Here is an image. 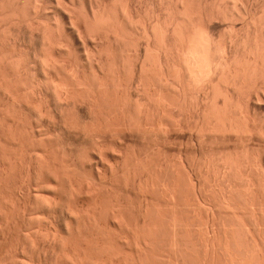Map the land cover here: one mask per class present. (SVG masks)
Segmentation results:
<instances>
[{
	"label": "bare ground",
	"instance_id": "6f19581e",
	"mask_svg": "<svg viewBox=\"0 0 264 264\" xmlns=\"http://www.w3.org/2000/svg\"><path fill=\"white\" fill-rule=\"evenodd\" d=\"M255 1L256 0H254V2ZM67 2H69L71 6L70 4L68 6V3L66 4V0H0V86L2 87V90L4 87L5 91L10 92L11 95H13L14 99L15 97H17L16 101L21 98L20 100H22V103L27 104L30 102L29 105L32 107L34 106V108L38 110V111L36 110L38 113L40 112L43 115L45 114L48 119L51 118L49 121L55 120L54 122L51 121L52 124L58 121L60 124L64 126L63 127L64 129L70 128V130L72 129V132L74 129L75 132H78L79 129L80 130L83 129L81 131L87 134L86 132L88 131L90 132V130L92 132L95 131L94 128L95 129L100 128L98 129V131L106 130L107 132H109L110 130V132L112 131H115V133L118 132L120 134L119 139L120 138L122 139L123 137H121V135L124 133L123 134L124 136L128 131L130 133L131 131L133 133L136 132V134L138 133L139 136L141 134L143 137V134L145 136L146 133L159 132V131L163 132V130H166L167 127H171L173 129H176L178 127L180 129L179 132L181 130L183 131L184 130L183 128H185L186 130L188 129H191L193 131L195 130L200 136L205 135L206 132H207L206 134H210V132L211 133L216 132L218 134H220L219 132H221V134L222 132L224 134L225 132L226 134H229L228 132H230L231 134L232 133L248 134V132L253 133L257 130L254 119L255 116L257 118L256 111L260 108L261 103L263 104L264 102V20H263L264 18L260 19L258 14L259 12H256V10H254L253 4L256 3H254L253 0H157V1L155 0V2L151 0L152 6L149 8V10L147 9L148 12L145 14V16L147 15L146 16L147 18L145 17L146 19H144L143 16H141V12H140L141 10H138L134 6L135 4L132 5L133 3H131V0H68ZM49 3H51L49 6L50 8H48ZM52 3L56 4L55 5L56 7L52 5ZM156 3L160 5L158 4L156 5ZM51 5L52 7L54 6L53 10L57 8L54 11L56 12V14L54 13L55 14L54 15L52 13L54 16L51 13H50L51 15L47 14L50 12L47 9H51ZM79 6L81 10L78 8ZM263 8H264V2H263ZM262 14L264 16V11ZM217 19L221 21H227L231 25L230 30H228V32L226 31L224 34L221 33L222 36L220 35V37L218 35V38H220V40L218 39V41L217 38H215L217 34L214 33L216 29H213L211 27L213 26L212 25L213 21L214 20L217 21ZM237 22L241 23L240 26H242L241 27L242 29L241 30L239 29L240 32L237 30V28H236L237 31L235 30ZM79 42H83V44H85L84 49L87 47L86 46L88 45L87 43L93 44L92 48L90 45H88L90 46L88 47L90 49L86 48L88 49V53L85 50L86 51L85 54H87L88 57L85 58H87L86 60L88 61L90 66L87 69L91 68L89 69L91 71L89 72L90 74H88V70L82 66L81 60L79 61V59L83 57V56L80 57L79 56L80 54H78L80 46L79 44L76 43ZM77 45L79 48L78 51H77ZM83 63H85V61ZM79 65L82 67H80ZM84 71H87V73ZM22 98L27 99L28 102L27 101L25 102V100H23ZM20 100L18 101L21 102ZM1 103H3V101ZM2 109L0 110L2 111ZM14 120L12 122H14ZM18 123H20L19 120ZM57 124L58 123H56V125ZM3 125H5L6 128H4L5 126H3L2 128V125H0V133L5 137V139L11 142V145L13 144L12 147L16 148V147L25 146L26 142L25 144L23 143L26 140L24 136L25 134L23 136L20 134V133H24L22 132L23 130H21L20 128L19 129L21 131L18 129H14L12 128L14 126L11 127V125L9 126V124L6 125L4 123ZM20 125H22V122ZM62 125H57L56 131H58V126L60 127ZM7 126H9L10 128ZM17 126L19 125L17 124L16 127ZM101 128L105 130H102ZM37 132H39V129ZM82 132L80 133V135L82 134ZM118 133H116V135ZM245 135L243 136L245 137ZM203 138L205 139L206 136L205 137L203 136ZM1 142L2 141H0V143ZM2 143L0 144L1 148L4 145V143L3 144ZM43 144L44 143H42V145ZM222 144H226V143H222ZM5 145L4 147H8L7 145L6 146ZM47 145L45 147H47ZM16 149L18 150V148ZM17 150L13 158L11 157L12 160L13 159L14 160L13 161L10 160L9 161L10 164L4 162L5 159H0V182H1L0 185H2V183L8 182L7 180L9 179L11 173L10 167L15 166L18 169H20L21 173L19 174L22 175L25 174L26 176L24 175V177L29 179L28 180L29 185L31 184L30 182L38 183L40 178L42 180L43 178H45L46 179L45 184L50 185L48 188L53 187L52 184L54 182L55 183L61 182V184L63 185L64 183L66 187L68 185V187L65 188L68 190L64 189L63 191L65 192L69 191L71 193V196L75 195L74 198L78 195V193H80V195L84 193L82 188L75 189L76 188L74 186L75 184L73 185L72 184L73 182H71L73 179H71L70 181V178L69 179L68 177L64 178L63 175H62L63 177L62 179L61 173L58 171L59 168H56L54 165H52L49 162L50 160L46 161L44 160L45 158L38 160V158L37 159L32 158V156L31 158H28L29 155L25 157L24 152H23L24 154L23 153L20 154V152L18 151L19 152L18 153ZM45 154H47V150ZM0 155H1V151H0ZM1 156L3 157V154ZM227 158L229 159V157ZM18 159L20 161H18ZM236 161L235 162L228 160L227 162L224 161V163H222L223 165L220 164L219 166L220 169L217 168L218 174L216 176L219 179L218 182L220 181L222 182V186L220 185L219 188L220 190L213 189L214 190L213 192L215 194H218L217 192H219L222 199L225 198V200L226 198L230 199V197H232L233 195L235 196V194H242V196L244 195L243 198L245 197V195H247L246 196L247 199L246 197L244 199L246 201L248 200V197L250 198L249 201H251L250 202L252 205L251 208L255 206L256 210L258 209L261 210L262 209L261 207L264 206V178L262 179V177H260V174L257 173V171L259 170L256 171L252 168L253 166L252 163H251L252 166H250L251 164L250 165H248V163L244 164V162L241 163V161L239 163V159L237 161L238 163ZM218 162L219 161H217V163ZM123 164H127V162L126 163L123 162ZM27 165H30L29 168L27 167ZM183 166L184 165H182L179 168H182ZM119 167L121 166H117L116 168L112 167L111 172L113 174L114 173L117 174V172L118 174H120V171H118L120 169ZM150 167H152V165ZM146 168L147 167H145V169ZM184 168L186 167H183V170ZM169 169L171 168H168V166L166 165L164 166L163 164L159 167V169L157 170L155 169L156 171L152 170L153 172L146 170L145 171L142 170L140 172L135 169L136 171L134 172L132 171L134 173L132 174L133 178L132 176H130L131 174L130 175L128 174V177L130 176L131 177L130 179H132V181H135V184L136 182H138L139 184L138 189L140 188L141 191L142 189H144L145 193L147 192L153 194L156 193V195L163 194L166 195L167 198L168 196L169 197L172 196V198L173 197L178 198L181 196L180 193L181 194L187 193L193 198L194 196L195 198L198 196L204 197V194H206V192L203 191L204 188H202L201 184L199 183L200 181H198L197 177L195 176V173H192L191 171L190 173L188 172V174L187 173L183 174L184 173L183 172L182 174L177 175L175 174V172H173L175 170H169ZM121 170L123 169L121 168ZM235 171H237L240 176V179L238 180H240L239 183L241 184H239L240 186L237 185L239 186L240 189L237 188V186L233 181L234 178H237L234 177V174L236 175ZM184 175L186 177H184ZM178 178L180 179L183 178L182 181L183 180L185 181L186 179V182L189 179L188 184L191 183V186L189 185L188 186L189 188L187 187L188 190L187 189L185 190L186 188L185 186H187L188 184L182 182ZM121 179H122V175H121ZM179 181H181L182 183ZM208 183L206 182L207 185ZM32 184L34 185V183ZM135 184L134 186L136 187L137 185ZM181 184H186V185H181ZM25 185L22 184V187ZM203 186L206 187L204 183ZM210 186H212V184ZM62 187L64 188V185ZM146 188L148 189V191H146L147 190ZM207 190H208V186H207ZM88 191L91 192V194L88 193V195L90 194L93 196L94 193L92 192V190L88 189L86 192ZM182 191L184 192L186 191V192L184 193ZM55 193L57 192L55 191ZM191 194L194 196H192ZM50 196L51 195H49V197L45 199L43 206H45V209H48V211H50L48 213L54 214L58 211V208L59 209L61 208V205L58 203L59 201L57 202V199L54 200V198L56 197H53V194L51 196L53 198H51ZM153 196L155 197V195ZM216 197L218 196L216 195ZM3 198L4 197H2V199ZM22 198H24V196ZM219 200L222 201L220 198ZM230 200L233 199L231 198ZM19 202H17V204ZM1 204L2 202H0V212L3 211L2 212L4 213L3 219L5 218L4 221H6L7 224V222L8 221L10 222V220L12 219L10 218L7 219L6 213H8L10 217L11 212L10 214L9 211L4 212L6 210H4L5 208H3L4 206H2ZM28 205L26 202L19 203L18 206L16 205L17 209L19 210L18 212H20V210L22 211L24 210L23 213L21 212L20 213L21 215H19L21 217L23 216L22 219L23 218L26 219L27 215H28V219L32 217L31 216L32 212H30L32 210V209L30 210L32 206L29 208ZM5 206L8 207L6 204ZM67 206L69 207V211L67 210L68 211L66 213L67 215L66 216L63 215L62 218L64 217V220L66 219L65 221L63 220L64 221L63 224L65 223L64 225L66 226L65 229L67 231L66 233H68V236L65 237L62 236L59 238L58 235L57 237L52 235L55 238L54 241L52 240L53 246H51L50 248L53 249H51V251L48 250L50 252L48 253L49 255L47 254L48 257L46 256L47 252L44 253V255L42 256L41 251L43 246L39 242L40 239L37 240V237L33 234L34 231L32 232L30 228L31 226H29L28 228L24 225L27 228L26 233H28L27 237H25L26 238L25 242H27L29 249L32 248L34 253L39 254L38 257L39 260L34 261L33 257L32 259L30 258L31 256L29 258H26V254H25L24 255L25 257L18 256L17 258L16 256L17 259L12 262L13 264H109L108 258L110 256L107 258L108 260L107 259L105 260V258L104 259L100 258L101 253L103 252V250H105L104 249L105 241L103 240L104 238L102 237L101 239L103 241L102 244H104L102 249L101 247L102 244L99 245L101 242H99L98 244L97 240L96 241L94 240L96 243L94 245V241L91 240L92 236L91 238L86 237V235L89 234L87 232L90 231L88 228H93V229L95 228L98 230L105 229L102 228L104 227L103 225L100 226V224H103L101 223L102 219L100 220V222H99V218L96 220L95 213L97 214L98 210L96 212L92 211L91 213L90 211L86 212L83 210L82 208L83 206H80V204L77 202L76 199L75 201L73 200V202L71 201V203H69V205ZM106 206L107 205H105V207ZM42 208L44 210V207ZM62 208L60 210H63ZM248 211L250 212L251 210ZM2 213H0V216L2 215ZM149 213L151 212L145 210L143 216L140 214L143 220L142 221L143 228L142 230L140 229L142 232L139 233V238H140L139 241L136 240L135 238V240L138 241L136 242L137 244L135 243V245H137L136 246L137 255L136 256L134 255L135 257L131 258L132 259L131 262L132 263L134 262V264H157L158 263L157 261H161V259L163 260V262H165L163 264H166V262L168 264H189V263L190 264H264L263 216L255 217L256 218L255 222L251 224L248 223L249 225H245V224H242L243 226L241 225L242 228L245 225L243 229V232L245 231L243 238H245L246 241H248L251 244V247L248 246L244 247V248H250V250H252L250 251L245 249L247 252L244 251L245 253H247V256L250 253H252L251 256L249 255L251 257L250 258L251 260L249 259L250 260L249 263V260H244L245 258H247L246 256L244 259L242 258L244 257V254H242L243 256H240L239 254L240 252L241 253L243 252L241 250H238L240 249V245L238 246V243L240 241H237L236 239L239 237V235L237 237L236 234L238 233H236L235 231L239 230V228L238 229L236 228V230H233L234 228L233 229L225 228L224 232H222L221 230L222 227L220 230H217V227L220 225H217L216 223L217 220L215 221L216 218L213 220L211 219L212 222H210L211 221L210 219L208 220L205 229L207 231L205 234L204 232H201L202 230L200 231V230H195L193 227L191 228V226H193L192 225L193 223L190 225V227L189 226L187 227L188 224L184 226L185 224L181 223V220L179 218L173 220L174 222L172 223L174 225L173 224L170 225L168 223L170 225L169 226L170 228L168 227V230L166 229L167 227L165 228V226L162 227L161 225H159L161 226V228L160 227L157 228L158 225L157 226L155 225L156 227L153 226L154 228H149L150 224L153 223L150 222L154 220L152 219L151 221H149L151 217H153L151 215L150 217ZM263 213H261L260 211V214ZM107 215L108 214L103 216H107ZM112 217L116 219L119 218L118 215L116 217V213L115 214L113 213V215H111V218ZM190 217L191 216H189L188 219H190ZM36 218H38V216ZM195 219L196 218H194V220ZM32 220L30 222H32ZM112 220L114 219L112 218ZM157 220L154 221L157 222ZM140 221L139 222L136 221V222L141 223ZM36 222L39 223V221ZM97 222H99V224ZM28 223H26V225ZM138 223L137 225L140 226V224ZM158 223L160 222L158 221ZM84 225L86 226L88 225L87 226L88 231L84 229L86 228V226ZM42 229L43 228H41V230ZM82 230H85L84 233H82L83 232ZM146 230L148 232L147 234H146ZM161 230L163 232L165 231L164 234L162 233L163 235L167 236V234H169V237L172 238L170 239L172 241L167 242L170 243L167 244L169 245V247L164 244V247L165 246L168 247L166 248V251L164 253L159 254L162 255L163 258H160L162 256L159 255H158L159 257L153 256V255H157L155 254L157 251V250L155 251V247H157L155 246V244H157L156 243V241H158L157 236H159L158 233L160 234L162 232ZM120 231H122V229ZM85 232L87 234H85ZM94 232L96 233L97 230L95 231L93 230V233ZM95 233L92 239H94ZM45 234L48 235L47 233ZM81 234H85V237H83L84 235L81 236ZM90 234L93 235L92 232ZM99 234L96 235L98 238L100 237ZM69 236H71V238L73 236L74 237L77 236L78 238L75 237L77 239L74 238L75 241L78 240L80 236L86 239L84 240L83 238L79 239L78 242L80 243L81 240L82 243H80L81 245H79L78 243V245L76 244L77 245L76 246L74 241H72L73 239H69V241H67L68 238H70ZM101 236H103V232H101ZM97 237H95V239H98ZM17 238L19 239V237ZM43 238H45V235ZM64 238H66V240ZM87 238H90L89 241L91 240V242L93 243L91 242L88 243ZM193 238L197 239L195 240L197 241L196 242L197 245L196 243H194V241H192ZM243 238L242 241L245 242ZM223 240H225L224 242L227 244L226 247L228 248L226 249L225 252L222 251ZM84 241L86 242V244H84ZM108 241L109 240H107V242ZM128 241L125 242L127 243ZM21 243L23 244V242ZM126 243L124 244L126 245ZM249 243L246 244L245 242V245H248ZM90 244L94 245L93 248H98L99 246L101 247L97 249L101 251V252L99 251L100 254L99 255L96 254L97 257L99 256V259L98 258L96 259V257H91L92 246ZM152 244L155 247H151L153 246ZM125 245L124 248H126ZM229 246L232 247L229 248ZM17 248H15V250H18ZM23 248L25 249V251H27L26 249H28L27 247H23ZM23 248L22 250H24ZM229 249L230 250L233 249V250L230 252L228 251ZM150 250L154 252L152 253ZM104 253H106V251ZM134 253L136 254V252ZM126 255L125 256L128 257L130 254H127L126 252ZM102 256L104 257L105 255L103 254L101 255V257ZM113 257L116 258L115 256ZM120 257L124 260H127L126 257L124 258L122 256ZM120 257L116 259L120 261L121 260ZM152 257H155V260L153 259L154 261L152 260ZM93 258L95 259L93 260ZM158 258L159 260H156ZM181 258L182 260H180ZM149 259L150 262L152 263H149ZM124 260L122 261L123 264L125 263ZM8 261L9 260H7V262ZM129 261L130 259L126 261V263ZM111 262L114 263L113 261Z\"/></svg>",
	"mask_w": 264,
	"mask_h": 264
},
{
	"label": "rangeland",
	"instance_id": "374dc122",
	"mask_svg": "<svg viewBox=\"0 0 264 264\" xmlns=\"http://www.w3.org/2000/svg\"><path fill=\"white\" fill-rule=\"evenodd\" d=\"M68 0H66V4L68 3V6H69V2H67ZM133 1V2H132ZM146 1V2H145ZM152 1H154L155 2V0H152ZM157 1V0H156ZM137 2V3H136ZM153 2V3H154ZM253 2H254V0H253ZM259 2V3H258ZM263 2H264V0H256L254 3H256V4H253V6H254V10H256V12H259L258 14H259V17H260V19L262 18H264V16H263V11H264V8H263ZM131 3H133L132 5H134L138 10H141L140 12H141V16H143V18L144 19H146L147 17V15L145 16V14L148 12V10H149V8L152 6V2H151V0H131ZM139 3V4H138ZM149 3H150V5H149ZM50 4L51 3H49L48 4V8H50L49 6H50ZM155 4V3H154ZM158 3H156V5H157ZM52 5H56V4H53L52 3ZM52 5H51V9H47L48 11H50L49 13H47L48 15H51L52 13L54 14H56V12H54L57 8H55V10H53V8H54V6L52 7ZM139 5V6H138ZM141 5V6H140ZM158 5H160V4H158ZM256 5V6H255ZM70 6H71V4H70ZM147 6V7H146ZM56 7V6H55ZM154 7H155V5H154ZM260 7V8H259ZM79 9H80V6L78 7ZM141 8V9H140ZM262 8H263V10H262ZM148 9V10H147ZM81 10V9H80ZM258 10V11H257ZM51 11H53V12H51ZM79 11V10H78ZM143 11V12H142ZM146 11V12H145ZM81 12V11H80ZM145 12V13H144ZM51 13V14H50ZM52 14V15H53ZM54 14V15H55ZM261 14H262V17H261ZM53 15V16H54ZM52 16V17H53ZM146 17V18H145ZM264 20V19H263ZM263 20H261V21H263ZM227 21H221V20H218L217 19V21L216 20H214L213 21V23H212V25L213 26H211L213 29H216L215 30V34H217L216 36H215V38H217V41H218V39L220 40V38H218V35H219V37H220V35H221V33L222 34H224L226 31L228 32V30H230V23L229 22H227ZM237 25H236V27H235V30H236V28H237V30L239 31V29L241 30L242 28V26H240L241 25V23H239V22H237L236 23ZM236 30V31H237ZM240 32V31H239ZM222 36V35H221ZM39 44V43H38ZM76 44H79V46H80V49L78 48V45H77V51H78V49H79V52H78V54H80L79 56L81 57V56H83V57H81L80 59H79V61L81 60V64H82V66L85 68V69H87L88 67H90L89 66V63H88V61L86 60L88 57H87V54H85L86 53V51H87V53H88V49H90V48H88V47H90L91 46V48H92V43H87L88 45H90V46H88V45H86L87 47L86 48H88V49H84V46H85V44H83V42H79V43H76ZM132 46H133V43H132ZM83 47V48H82ZM86 50V51H85ZM83 54V55H82ZM85 54V55H84ZM85 57H87V58H85ZM79 58V57H78ZM82 59H84V60H82ZM85 61V63H83V62ZM86 61H87V63H86ZM80 64V63H79ZM80 64V65H81ZM79 65V66H80ZM82 66H80V67H82ZM84 68H82V69H84ZM81 69V68H80ZM89 69H91V68H89ZM89 69H87L88 70V74H90L89 72H91ZM84 72H86L87 73V71H84ZM5 89H4V87H3V90H2V87L0 86V109H2V111L0 110V125H2V128H3V126H5V125H3L4 123L6 124V125H8L9 124V126L11 125V127L12 126H14V127H12V128H14V129H18V130H23L22 132H24V133H20L22 136L24 135L25 136V138H26V140L23 142L24 144H25V142H26V144H25V146H23V147H16V148H18V150L15 148V147H12L13 146V144L11 145V142L10 141H8L7 139H5V137L0 133V141H2L3 143H4V145L6 144L8 147H4V145L2 146V148L0 149V151H1V155L3 154V157L0 155V159H5V161L4 162H6L7 164H10L9 163V161L11 160V161H13L12 160V158H13V156H14V154H15V152H16V150H17V152L19 151L20 152V154H22L23 152L25 153V157H27L28 155H29V157L28 158H31V156H32V158H38V160L39 159H44V160H46V161H49L52 165H54L56 168H59L58 169V171L61 173V178L63 179V177H62V175L64 176V178L66 177H68V179L70 178V181H71V179H73L71 182H73L72 184L76 187L75 189H83V191H84V193L83 192H81V193H83L82 195H80V193H78V195L74 198V196H71V193L69 192V194H68V192H65V191H63L65 188H67L68 187V185H67V187L65 186V184L63 183V185H64V188L62 187L63 185L61 184V182L60 183H53L52 184V186L53 187H50V188H48L50 185H48V184H45V178H43V180L41 179V181H40V179H39V182L38 183H36V182H30L31 184L32 183H34V185L32 184H30L29 185V183H28V180L29 179H27V178H25L24 177V175H22V174H19V173H21V171H20V169H18L17 167H13V166H11L10 167V177H9V179L7 180L8 182L5 184V183H2V185H0L1 187H2V190H1V187H0V192H2V193H0V202H2V206H4L3 208H5L4 210H6V211H4V212H7V211H9V214H10V212H11V214H10V217H9V215H8V213H6L7 214V219H12V220H10V222L8 221L7 222V224H6V221H4V219H3V214L4 213H2V212H0V213H2V215L0 216V222H2V223H0V264H13L12 262L13 261H15L17 258H18V256H20V257H25L24 255L26 254V258H29L30 256V258L32 259V257H33V259H34V261H38L39 260V254H37V253H34V251L32 250V248H30L29 249V247H28V244H27V242H25L26 240V238L25 237H27V235H28V233H26L27 231H26V227H28L29 228V226H31L30 228H31V230H32V232H33V234L37 237V240L38 239H40L39 240V242L41 243V245L43 246L42 247V256L44 255V253H46V256H47V254L48 253H50L49 251H51V249H53V248H50L51 246H53L52 244H53V242H52V240L54 241V238L55 237H57V235H58V237L60 238V237H65V236H68V233H66L67 231H66V229H65V223L63 224V222L66 220H64V217L62 218V216L64 215V216H66L67 214V212L69 211V207L67 206V205H69V203H71V201L73 202V200L75 201V199L77 200V202L80 204V206H83L82 208H83V210L84 211H86V212H89L90 211V213L92 212V211H97V214L95 213V217H96V220L99 218V222H100V220H101V223H103V224H100V226H104V227H102V228H105L104 230H98V229H93V228H88L86 225H84V226H86V228H84L83 226V228L84 229H86V231H88V229L92 232V234L93 235H91L90 233V231H88L87 233H89V234H87L86 232H85V234H87L86 235V237H90L91 238V236H92V238H93V236H94V233H93V230L95 231V230H97V232L95 233V237H97L96 235H98L99 233V238L98 239H95V237H94V239H92L91 238V240L92 241H96L97 240V243L99 244V242H101L99 245H101L102 243H103V241L101 240L102 239V237L104 238L103 240L105 241L104 243H105V246H104V244H102V249H103V246H104V249L105 250H103V254L105 255L104 257L102 256L101 257V255H103L102 253H101V255H100V258H105V260L108 258L109 259V264H118V263H121V264H123V260L124 259H122L120 256H122L123 258L124 257H126L127 255H126V252H127V254H130L128 257H126V259L127 260H124V262L126 263V261H128L129 259H130V261L129 262H127L126 264H131L132 262H131V258L133 257H135L136 255H137V249H136V246L137 245H135V243L136 242H138L139 241V233L140 232H142L141 230H142V216L144 215V212H145V210L146 211H150L151 213H149V216L151 215V216H153V217H151V219H150V217H149V221H151L152 219H154V220H157L158 218V220H157V222L156 221H154V220H152L150 223H152V224H150V227L149 228H154V227H156L157 225V228L158 227H160L161 228V226L162 227H164L165 226V228L168 230V227L170 226V225H172L173 223L172 222H174L173 220H175V219H177V218H179L180 220H181V223H183V224H185L184 226H186L187 224V227L189 226L190 227V225L192 224L193 226H191V228L193 227L195 230H202L201 232H204V234L206 233V231L207 230H205L206 229V224H207V222H208V220L210 219H215V221H216V223H217V225H220V226H218L217 227V230H220L221 229V227H222V232H224L225 231V228H231V229H233V230H236V228L238 229L239 228V230H237V231H235L236 233H238V234H236L237 235V237H238V235H239V237L238 238H236L237 239V241H240L239 243H238V246L240 245V249H238V250H241V251H243L242 253L240 252L239 254H240V256H243L242 254H244V257H242L243 259L245 258V256L247 257V258H245L244 260H249L251 257V254L252 253H250L248 256H247V253H245V252H247L246 250H250V248H244V247H251V244L248 242V241H246V239L245 238H243V236H244V234H245V231L243 232V229H244V227H245V225H249L248 223H253V222H255V217H258V216H263V218H264V206L263 207H261L260 209L261 210H256V207L255 206H253V208H251L252 207V205H251V201H249L250 200V198L248 197V200H246L245 201V197L247 196V195H245V197L243 198V196H242V194H235V196L233 195L232 197H230V199L232 198L233 200H230L229 198H226V200H225V198H223L222 199V197H221V195L219 194V192H217L218 194H215L213 191V189H216V190H220L219 188H220V185L222 186V182L220 181V182H218V178H217V174H218V169L217 168H219L220 169V164H222V163H224V161L225 162H227V160L228 161H238V159H239V163H240V161H241V163H243L244 162V164L246 163H248V165H250L251 163L253 164V166H252V164L250 165V166H252V168L254 169V170H259V171H257V173H259L260 174V177H262V179L264 178V102H263V104L261 103V105H260V108L256 111V114H257V118H256V116H255V125H256V128H257V130L255 131V132H248V134L247 133H230V132H228L229 134H226V132H225V134L222 132V134H221V132H219L220 134H218V133H216V132H214V133H211L210 132V134H206L205 133V135H199L198 133H197V131H193V130H191V129H188V130H186L185 128H183L184 130L182 131H180L179 132V128L177 127L176 129H173V128H171V127H167V129H168V131H167V129L166 130H163V132L162 131H159V132H150V133H146L145 134V136H144V134H143V137H142V135L140 134V136H139V134L137 133L136 134V132H132L131 131V133L129 134L128 132H126V134L123 136V134L121 135V137H123L122 139L120 138L119 139V133L118 132H116V133H118L117 135H116V133H115V131H112V132H110V130H109V132H107L105 129H102V130H105V131H98V129H100V128H97V129H95L94 128V130L95 131H91L90 130V132L88 131V132H86L87 134H89V135H91V136H89V135H87V134H85L84 132H82L81 130H83V129H79V131L78 132H75L74 130H73V132H72V129L70 130V128L69 129H64L63 127V125L62 124H60L58 121H56V123H58L57 125H62V126H58V131H56L57 130V125H56V123H54V124H52L51 123V121H53V120H51V121H49L50 119H48L47 118V116L45 115H43V114H41L40 112L38 113L37 111V109L36 108H34V106L32 107V106H30L29 105V103H22V100H20V99H18V100H20L21 102H19L18 100L16 101V99H17V97H15V99L13 98V95H11V93L10 92H8V91H5ZM11 95V96H10ZM23 99V98H22ZM23 100H25V102L27 101V99H23ZM3 101V103H1ZM24 102V101H23ZM28 102V101H27ZM27 105V106H25V105ZM7 105V106H6ZM31 105H32V103H31ZM17 106V107H16ZM30 106V107H29ZM6 107V108H5ZM12 107V108H11ZM29 107V108H28ZM8 108H10V109H8ZM31 108V109H30ZM4 110H5V112H4ZM9 110V111H8ZM37 110V111H36ZM8 111V112H7ZM259 111V112H258ZM2 112V113H1ZM5 114H4V113ZM6 112H7V114H6ZM34 113V114H33ZM38 113V114H37ZM14 114V115H13ZM262 114V115H261ZM3 115H4V117H3ZM10 115V116H9ZM42 115V116H41ZM15 116V117H14ZM18 116V117H17ZM263 118H262V117ZM8 118V119H6V118ZM12 117V118H11ZM14 117V118H13ZM17 117V118H16ZM39 117V118H38ZM45 117V118H44ZM22 118V119H21ZM6 119V120H5ZM15 119V120H14ZM256 119H257V121H256ZM11 120V121H10ZM14 120V122H12ZM18 120H19V122L20 123H18ZM261 122H260V121ZM5 121V122H4ZM9 121V122H8ZM55 121V120H54ZM53 121V122H54ZM21 122H22V125H20L21 124ZM49 122V123H48ZM8 123V124H7ZM15 123V124H14ZM261 125H260V124ZM19 125V126H17L16 127V125ZM36 124V125H35ZM54 125V126H53ZM9 126H7V127H9ZM23 126V127H22ZM24 126H25V128H24ZM41 126V127H40ZM260 126V127H259ZM262 126V127H261ZM259 127V128H258ZM4 128H6V126L4 127ZM10 128V127H9ZM20 128V129H19ZM61 128H63V129H60ZM26 129V130H25ZM34 129V130H33ZM38 129H39V132H37L38 131ZM93 129V128H92ZM170 129V130H169ZM182 129V128H181ZM260 129V130H259ZM20 130V131H21ZM31 130H32V132H31ZM60 130V131H59ZM70 130V131H69ZM87 130V129H86ZM85 130V131H86ZM89 130V129H88ZM97 130V131H96ZM172 130V131H171ZM177 130V131H176ZM262 130H263V132H262ZM27 131V132H26ZM41 131H43V132H41ZM61 131H63V132H61ZM77 131V130H76ZM166 133H165V132ZM26 132V133H25ZM82 132V134L80 135V133ZM104 132V133H103ZM115 134H114V133ZM162 132V133H161ZM192 134H191V133ZM34 133H35V135H34ZM40 133V134H39ZM109 133V134H108ZM159 133V134H158ZM168 133V134H167ZM171 133V134H170ZM184 133V134H183ZM186 133V134H185ZM251 135H250V134ZM27 134H28V136H27ZM100 134V135H99ZM107 134V135H106ZM113 134V135H112ZM129 134V135H128ZM150 136H149V135ZM162 134V135H161ZM204 134V133H203ZM234 134H236V135H234ZM246 134V135H245ZM262 134V135H261ZM34 135V136H33ZM64 135V136H63ZM94 135V136H93ZM115 135V136H114ZM129 137H128V136ZM153 135V136H152ZM155 135H157V136H155ZM240 135V136H239ZM243 135H245V137L243 136ZM38 136V137H37ZM49 136V137H48ZM114 136V137H113ZM153 138H152V137ZM171 136V137H170ZM198 136V137H197ZM203 136L205 137L206 136V138L204 139L203 138ZM223 136V137H222ZM232 136V137H231ZM238 136V137H237ZM250 138H249V137ZM127 139H126V138ZM137 137V138H136ZM147 137V138H146ZM221 137V138H220ZM227 137V138H226ZM231 137V138H230ZM37 138V139H36ZM43 138V139H42ZM52 138V139H51ZM55 138V139H54ZM92 138H93V140H92ZM105 138V139H104ZM203 138V139H202ZM242 138V139H241ZM247 139V140H245V139ZM32 139V140H31ZM117 139V140H116ZM126 139V140H125ZM234 139V140H233ZM251 139V140H250ZM7 142H6V141ZM41 140V141H40ZM43 140V141H42ZM150 140V141H149ZM5 141V142H4ZM28 141V142H27ZM34 141H36V142H34ZM40 141V142H39ZM99 141V142H98ZM122 141H123V144H122ZM168 141V142H167ZM1 142V143H2ZM32 142V143H31ZM34 142V143H33ZM51 142V143H50ZM54 142V143H53ZM121 142V143H120ZM126 142V143H125ZM221 142V143H220ZM0 143V144H1ZM2 143V144H3ZM37 143H40V144H36ZM42 143H44L43 145H42ZM204 143V144H203ZM222 143H226V144H222ZM23 144V145H24ZM29 144V145H28ZM30 144H32V145H30ZM48 144V145H47ZM51 144V145H50ZM96 144V145H95ZM167 144V145H166ZM177 144V145H176ZM211 144H212V146H211ZM231 144V145H230ZM5 145V146H6ZM41 145V146H40ZM47 145V147H45ZM188 145V146H187ZM227 145V146H226ZM244 145V146H243ZM1 146V145H0ZM44 146V147H43ZM84 146V147H83ZM108 146V147H107ZM116 148H115V147ZM41 149H40V148ZM50 147V148H49ZM8 149V150H7ZM37 149V150H36ZM110 149V150H109ZM43 150V151H42ZM46 150H47V154H45L46 153ZM100 150V151H99ZM111 150H112V152H111ZM116 150V151H115ZM13 151V152H12ZM31 151V152H30ZM18 152V153H19ZM98 154H100V155H98ZM103 152V153H102ZM23 153V154H24ZM49 153V154H48ZM121 153V154H120ZM129 153V154H128ZM104 155V157H103V155ZM132 154V155H131ZM135 154V155H134ZM7 155V156H6ZM9 155V156H8ZM40 155V156H39ZM46 155V156H45ZM185 155V156H184ZM34 156V157H33ZM37 156V157H36ZM45 156V157H44ZM232 156H233V158H232ZM243 156V157H242ZM248 156V157H247ZM252 156V157H251ZM12 157V158H11ZM42 157V158H41ZM49 157V158H48ZM51 157H52V159H51ZM56 157V158H55ZM129 157V158H128ZM195 157V158H194ZM227 157H229V159L227 158ZM8 160H7V159ZM18 158H19V156H18ZM93 158V159H92ZM96 158V159H95ZM159 158H160V160H159ZM221 158V159H220ZM223 158V159H222ZM238 158V159H237ZM243 158V159H242ZM36 159H34V160H36ZM123 159H125V160H123ZM128 161H127V160ZM135 159V160H134ZM167 159V160H166ZM186 159V160H185ZM214 159V160H213ZM92 160H94V161H92ZM97 160V161H96ZM121 160V161H120ZM151 160V161H150ZM166 162H165V161ZM184 160V161H183ZM222 160V161H221ZM224 160V161H223ZM254 160H255V162H254ZM18 161H20L19 159H18ZM100 161V162H99ZM104 161V162H103ZM217 161H219L218 163H217ZM236 161V162H237ZM53 162V163H52ZM119 164H118V163ZM123 162H127V164H123ZM161 162H162V164L165 166H168V168H171V169H169V170H175V171H173V172H175V174H182L183 172V174H185V173H187L188 174V172L190 173L191 171H192V173H195V176L197 177V179H198V181H200L199 183L201 184V186H202V188H204L203 189V191H205L206 192V194H204V197L203 196H201V197H203V198H201V197H196L195 198V196L194 195H192V196H194V198L193 197H191L190 195H188L187 193V195L186 194H181L180 193V197H178V198H176V197H173L172 198V196H168V198H167V196L166 195H156V193H145V191H144V189H142V191L140 190V188L138 189V182H136V184H135V181H132V179H130L131 177L130 176H132V178H133V175L132 174H134L133 172L134 171H151V172H153L155 169L157 170V169H159V167L162 165L161 164ZM206 162V163H205ZM72 163V164H71ZM105 163V164H104ZM108 163V164H107ZM150 163H151V165H152V167H150L151 165H150ZM168 163V164H167ZM169 163H170V165H169ZM238 163V162H237ZM258 163V164H257ZM60 164V165H59ZM112 164V165H111ZM114 164V165H113ZM115 164H117V165H115ZM130 164V165H129ZM156 164H158V165H156ZM210 164V165H209ZM256 164V165H255ZM57 165V166H56ZM76 165V166H75ZM125 165V166H124ZM128 165V166H127ZM154 165V166H153ZM173 165V166H172ZM174 165H175V167H174ZM182 165H184L183 167H186V168H184V170H183V167L182 168H179V167H181ZM194 165V166H193ZM205 165V166H204ZM223 165V164H222ZM221 165V166H222ZM254 165H255V168H254ZM29 166L30 165H27V167L29 168ZM110 166V167H109ZM117 166H121V167H119L120 169L118 170V171H120V174H118V172H117V174H113L112 172H111V168L113 167V168H116ZM122 166H124V167H122ZM147 167L146 169H145V167ZM156 166V167H155ZM200 166V167H199ZM125 167H127V168H125ZM129 167V168H128ZM155 167V168H154ZM177 167H178V169H177ZM208 167H209V169H208ZM121 168L123 169V170H121ZM131 168V169H130ZM144 168V169H143ZM151 168V169H150ZM174 168H176V169H174ZM197 168V169H196ZM214 170H212V169ZM15 169V170H14ZM126 169V170H125ZM133 169V170H132ZM136 169V170H135ZM149 169V170H148ZM183 171H182V170ZM207 169V170H206ZM210 169H211V171H210ZM153 170V171H152ZM155 170V171H156ZM197 171V173H196V171ZM20 171V172H19ZM42 171V170H41ZM128 171H130V172H128ZM133 171V172H132ZM180 171V172H179ZM199 171V172H198ZM14 172V173H13ZM43 172H44V170H43ZM171 172V171H170ZM179 172V173H178ZM200 172H201V174H200ZM207 172H208V174H207ZM210 172V173H209ZM217 172V173H216ZM236 172V175L234 174V177H237V178H234V183H235V185L237 186V185H239V184H241V183H239L240 182V180H238V179H240V176H239V174H238V172L237 171H235ZM69 173V174H68ZM205 173V174H204ZM261 173H262V175H261ZM65 174H67V175H65ZM78 174V175H77ZM128 174L130 175L129 177H128ZM210 174V175H209ZM214 174H215V176H214ZM22 175V176H21ZM121 175H122V179H121ZM126 175V176H125ZM204 175V176H203ZM212 175V176H211ZM26 176V175H25ZM80 176V177H79ZM92 176V177H91ZM113 176H114V178H113ZM124 176V177H123ZM199 176H201V177H199ZM209 179H207L206 177ZM239 176V177H238ZM111 177V178H110ZM119 177V178H118ZM126 177H127V179L129 180H127L126 179ZM181 177V176H180ZM184 177H186L185 175H184ZM203 177V178H202ZM21 178H23V179H21ZM25 178V179H24ZM80 178V179H79ZM101 178V179H100ZM119 180H118V179ZM125 178V179H124ZM207 180H206V179ZM216 178V179H215ZM11 179V180H10ZM17 179V180H16ZM62 179H61V181H62ZM117 181H116V180ZM178 179H180V178H178ZM183 179V178H182ZM182 179H180L181 181H182ZM25 180V181H24ZM88 180V181H87ZM203 180V181H202ZM75 181V182H74ZM181 181H179V182H181ZM188 181H189V179H188ZM188 181L186 182V179H185V181L183 180L182 182H184V183H187L188 184ZM204 183V185L206 186V187H204L203 186V183ZM212 181V182H211ZM22 182V183H21ZM24 182V183H23ZM131 182V183H130ZM133 182H134V184L135 185H137L136 187L134 186V184H133ZM178 182V181H177ZM181 182V183H182ZM206 182L208 183V185L206 184ZM238 182V183H237ZM79 185H78V184ZM88 183V184H87ZM113 183V184H112ZM118 183V184H117ZM127 183V184H126ZM218 183H219V185H218ZM0 184H1V182H0ZM5 184V185H4ZM22 184H26L25 186H23L22 187ZM58 184V185H57ZM125 184V185H124ZM180 184V183H179ZM212 184V186H210ZM21 185V186H20ZM47 185V186H46ZM55 185V186H54ZM60 185V186H59ZM78 187H77V186ZM162 185V184H161ZM181 185H186V184H181ZM181 185H180V187H181ZM191 186V183L190 184H188L187 186H185L186 188H185V190L187 189L188 190V186ZM217 185V186H216ZM33 186V187H32ZM79 186H81V187H79ZM86 186V187H85ZM109 186V187H108ZM207 186H208V190H207ZM214 186V187H213ZM216 186V187H215ZM240 186V185H239ZM239 186H237V188L238 189H240L239 188ZM4 187V188H3ZM6 187V188H5ZM12 187V188H11ZM39 187V188H38ZM45 187V188H44ZM55 187V188H54ZM57 187V188H56ZM84 187V188H83ZM87 187H88V189L89 190H92V192L94 193L93 194V196L92 195H90L91 194V192H86L88 189H87ZM112 187V188H111ZM162 187V186H161ZM184 187V186H183ZM182 187V188H183ZM188 187V188H187ZM210 187H213V188H210ZM16 188V189H15ZM30 188V189H29ZM63 188V189H62ZM85 188H86V190H85ZM181 188V189H182ZM210 188V189H209ZM4 189V190H3ZM11 189V190H10ZM37 189V190H36ZM57 189V190H56ZM62 191H61V190ZM97 189V190H96ZM104 190V192H103V190ZM135 189V190H134ZM147 189V188H146ZM145 189V190H146ZM149 189H151V188H149ZM184 189V188H183ZM182 189V190H183ZM212 189V190H211ZM27 190H28V192H27ZM30 190V191H29ZM50 190V191H49ZM60 190V191H59ZM65 190H68V189H65ZM153 190V189H152ZM12 191V192H11ZM22 191V192H21ZM35 191H36V193H35ZM40 191V192H39ZM54 191V192H53ZM55 191L57 192V193H55ZM100 193H99V192ZM102 191V192H101ZM106 191V192H105ZM108 191V192H107ZM121 191V192H120ZM146 191H148V189L146 190ZM154 191V190H153ZM152 191V192H153ZM25 192V193H24ZM31 192V193H30ZM49 192V193H48ZM52 192V193H51ZM96 192V193H95ZM120 192V193H119ZM140 192V193H139ZM142 192H144V193H142ZM150 192V191H149ZM182 192H184V191H182ZM186 192V191H185ZM184 192V193H185ZM188 192V191H187ZM209 192V193H208ZM211 192V193H210ZM8 193V194H7ZM19 193V194H18ZM23 193V194H22ZM64 193H65V195H64ZM88 193H90L89 195H88ZM97 193H99V194H97ZM104 193V194H103ZM116 193V194H115ZM33 196H32V195ZM34 194H35V197H34ZM39 194V195H38ZM43 195V196H41V195ZM46 194H47V196H46ZM52 194H53V197H56V198H54V200H56L57 199V202L61 205V208L63 209V210H60L59 208H58V211L56 212V213H48V212H50V211H48V209H45V206H43L44 204V201H45V199L47 198V197H49V195H51L52 196ZM56 194V195H55ZM67 194V195H66ZM137 194V195H136ZM141 194V195H140ZM144 194V195H143ZM146 194V195H145ZM152 194V195H151ZM190 194V193H189ZM215 194V195H214ZM55 195V196H54ZM80 195V196H79ZM85 195V196H84ZM94 195H96V196H94ZM116 195V196H115ZM153 195H155V197L153 196ZM183 195H185V196H183ZM208 195V196H207ZM216 195L218 196V197H216ZM11 196V197H10ZM24 196V198H22ZM31 196V197H30ZM41 196V197H40ZM46 196V197H45ZM50 196V197H51ZM59 198H58V197ZM2 197H4L3 199H2ZM19 197V198H18ZM27 197V198H26ZM53 197H51V198H53ZM71 197H72V199H71ZM78 197V198H77ZM90 197V198H89ZM94 197V198H93ZM99 197V198H98ZM158 197V198H157ZM188 197V198H187ZM241 197V198H240ZM20 198H21V200H20ZM26 198V199H25ZM30 198H32V199H30ZM34 198V199H33ZM36 198V199H35ZM43 198V199H42ZM70 198V199H69ZM84 198V199H83ZM187 198V199H186ZM198 198H200V199H198ZM217 198V199H216ZM219 198L222 200V201H220L219 200ZM18 199V200H17ZM29 199V200H28ZM88 199V200H87ZM175 199V200H174ZM181 199V200H180ZM192 199V200H191ZM198 199V200H197ZM246 199H247V197H246ZM6 202H4V201ZM7 200H9V201H7ZM16 200V201H15ZM66 200V201H65ZM70 200V201H69ZM94 202H93V201ZM195 200V201H194ZM215 200H217V201H215ZM224 200H225V202H224ZM243 200H244V202H243ZM262 200V199H261ZM260 200V201H261ZM20 201V202H19ZM23 201V202H22ZM30 201V202H29ZM38 201V202H37ZM104 201V202H103ZM119 201V202H118ZM190 201V202H189ZM194 201V202H193ZM248 201V202H247ZM8 202V203H7ZM17 202H19V203H27V205H28V207L30 208L31 206V208H30V212H32V217L33 216H35V217H31L30 219L32 220V222H30L31 220L30 219H28V215H27V218L25 219V218H23L22 219V217L21 216H19V215H21L20 213L22 212L23 213V211L22 210H20V212H18L19 210L17 209V206H18V204H17ZM40 202V203H39ZM65 202H67V203H65ZM69 202V203H68ZM93 202V203H92ZM121 202V203H120ZM193 202V203H192ZM226 202H228V203H226ZM233 202V203H232ZM3 203H5L8 207H6L5 206V204H3ZM13 203V204H12ZM40 204V205H39ZM92 204V205H91ZM93 204H94V207H93ZM113 204V205H112ZM197 204V205H196ZM201 204V205H200ZM234 204V205H233ZM11 205V206H10ZM17 205V206H16ZM71 205V204H70ZM90 205V206H89ZM105 205H107L106 207H105ZM118 205V206H117ZM173 205V206H172ZM233 205V206H232ZM236 205V206H235ZM15 208H14V207ZM34 206V207H33ZM44 207V210H43V208L42 207ZM217 206V207H216ZM58 207H60V206H58ZM90 207V208H89ZM93 207V208H92ZM111 207H112V209H111ZM124 207V208H123ZM232 207V208H231ZM66 208H68V209H66ZM108 208V209H107ZM9 209V210H8ZM93 209V210H92ZM152 209H153V211H152ZM14 210V211H13ZM43 210V211H42ZM60 210V211H59ZM68 210V211H67ZM248 210H251L250 212L248 211ZM255 210H256V213H255ZM13 211V212H12ZM64 213H63V212ZM105 211V212H104ZM144 211V212H143ZM260 211H261V213H263V214H260ZM14 212H18L17 214L16 213H14ZM44 212V213H43ZM108 212V213H107ZM139 212V213H138ZM155 212V213H154ZM259 212V213H258ZM33 213H34V215H33ZM36 213V214H35ZM85 213V212H84ZM113 213L115 214L116 213V217H117V215H118V217L119 218H114V217H112L114 220H112V218H111V215H113ZM214 213V214H213ZM5 214V215H6ZM14 214V215H13ZM46 214H50L49 216L48 215H46ZM62 214V215H61ZM106 214H108L107 216H103V215H106ZM121 214V215H120ZM142 216H141V215ZM189 214H191V215H189ZM256 214H257V216H256ZM259 214V215H258ZM13 215V216H12ZM18 215V216H17ZM38 216V218H36L37 216ZM45 215V216H44ZM53 215V216H52ZM102 215V216H101ZM162 215H164V216H162ZM165 215H167V216H165ZM175 215H177V216H175ZM187 217H186V216ZM255 215V216H254ZM11 216H12V218H11ZM16 216V217H15ZM40 216V217H39ZM52 216V217H51ZM100 216V217H99ZM115 216V215H114ZM120 216H122V217H120ZM189 216H191L190 217V219H188L189 218ZM197 216V217H196ZM216 216V217H215ZM235 216H237V217H235ZM246 216V217H245ZM30 217V216H29ZM47 219H46V218ZM62 219H61V218ZM168 217V218H167ZM182 217V218H181ZM186 217V218H185ZM202 219H201V218ZM228 217V218H227ZM241 217V218H240ZM250 217V218H249ZM254 217V218H253ZM16 218V219H15ZM43 220H42V219ZM50 218H51V220H50ZM105 218V219H104ZM106 218H107V220H106ZM123 218V219H122ZM139 218V219H138ZM141 218V219H140ZM157 218V219H156ZM172 218H174V219H172ZM194 218H196L195 220H194ZM234 218V219H233ZM241 220H240V219ZM6 219V220H7ZM38 219V220H37ZM123 221H122V220ZM185 219V220H184ZM206 219V220H205ZM222 219V220H221ZM29 220V221H28ZM64 220V221H63ZM105 220H106V222H105ZM112 220V221H111ZM118 222H117V221ZM141 220V221H140ZM162 220V221H161ZM166 220V221H165ZM191 220V221H190ZM212 220L210 221V222H212ZM239 220V221H238ZM248 220V221H247ZM30 222V223H28V222ZM36 221H39V223L38 222H36ZM47 221H49V222H47ZM53 221V222H52ZM56 221V222H55ZM109 221V222H108ZM115 221V222H114ZM136 221H140L141 223H138V222H136ZM158 221L161 223H158ZM171 221V222H170ZM194 221V222H193ZM235 221V222H234ZM245 223H244V222ZM251 221V222H250ZM13 222H16V223H13ZM21 222V223H20ZM36 222V223H35ZM44 224H43V223ZM99 222H97L98 224H99ZM105 222V223H104ZM111 222V223H110ZM120 222V223H119ZM156 224H155V223ZM163 222V223H162ZM204 222V223H203ZM221 222V223H220ZM240 222V223H239ZM4 223V224H3ZM26 223H28L27 225H26ZM33 223V224H32ZM115 223H116V225H115ZM137 223L138 224H140V226H141V228H140V226L139 225H137ZM170 225H169V224ZM37 224V225H36ZM41 224V225H40ZM48 224V225H47ZM106 224H107V227H106ZM112 224V225H111ZM127 224V225H126ZM164 224V225H163ZM242 224H245L244 225V227L242 228ZM26 227H25V226ZM33 225V226H32ZM39 225V226H38ZM118 225V226H117ZM122 225V226H121ZM156 225V226H155ZM159 225H161V226H159ZM174 225V224H173ZM195 225V226H194ZM232 225V226H231ZM242 225V226H241ZM4 226V227H3ZM6 226V227H5ZM52 228H51V227ZM97 226H99V225H97ZM97 226H96V228H97ZM154 226V227H153ZM202 226V227H201ZM224 226H226V227H224ZM228 226V227H227ZM229 226H231V227H229ZM24 227V228H23ZM33 227V228H32ZM35 227V228H34ZM62 227V228H61ZM81 227V228H82ZM91 227V226H90ZM95 227V226H94ZM126 229H125V228ZM137 227V228H136ZM139 227V228H138ZM148 227V226H147ZM220 227V228H219ZM15 228V229H14ZM41 228H43L42 230H41ZM56 228V229H55ZM82 228V229H83ZM88 228V229H87ZM100 228V227H99ZM115 228V229H114ZM159 228V229H160ZM170 228V227H169ZM198 228V229H197ZM10 229V230H9ZM21 229V230H20ZM91 229H93V230H91ZM122 229V231H120ZM128 229V230H127ZM137 229H139V230H137ZM141 229V230H140ZM145 229H148V228H145ZM164 229V228H163ZM190 229V228H189ZM224 229V230H223ZM38 230V231H37ZM51 230V231H50ZM57 230V231H56ZM59 230V231H58ZM63 230V231H62ZM106 230H107V233H106ZM125 230V231H124ZM137 230V231H136ZM150 230V229H149ZM165 230V229H164ZM43 231V232H42ZM83 232L82 233H84V231L85 230H82ZM100 231V232H99ZM105 231V232H104ZM131 231H133V232H131ZM162 231V230H161ZM20 234H19V233ZM25 232V233H24ZM37 232V233H36ZM42 232V233H41ZM101 232H103V236H101ZM110 232V233H109ZM112 232H113V234H112ZM131 232V233H130ZM137 232H138V235H137ZM165 232V231H164ZM164 232L162 231L160 234L158 233V235L159 236H157V239H158V241H156V243L157 244H155V246H157V247H155L153 244V246H151V247H155V251H156V253L155 254H157V255H153V256H155V257H159V256H162V255H159V254H161V253H164L165 251H166V248H168L169 247V245H167V244H170V243H167V242H170V241H172V240H170V239H172L171 237H169V234H167V236H165V235H163L164 234ZM221 232V231H220ZM44 233V234H43ZM45 233H47L48 235H46ZM59 233V234H58ZM135 233H136V235H135ZM148 232H147V230H146V234H147ZM163 233V234H162ZM166 233H168V232H166ZM5 234V235H4ZM36 234H38V235H36ZM55 234V235H54ZM61 234V235H60ZM85 234H81V236L82 235H84L83 237H85ZM105 234V235H104ZM115 234V235H114ZM122 234V235H121ZM126 234V235H125ZM224 234V233H223ZM19 235V236H18ZM39 235H41V236H39ZM44 235H45V238H43L44 237ZM55 236V237H53V236ZM107 235V236H106ZM129 237H128V236ZM14 238H13V237ZM40 238H39V237ZM79 237V239H81V238H83V237ZM122 236V237H121ZM125 236V237H124ZM138 236V237H137ZM161 236V237H160ZM165 236V237H164ZM242 236V237H241ZM17 237H19V239L17 238ZM47 237H48V239H47ZM70 238H68V240L67 241H69V239H73L72 241H74V243H75V245L77 244L78 245V241H79V239L78 240H76L75 241V239H77L78 237L77 236H75V237H77V238H75L74 236L71 238V236H69ZM120 237V238H119ZM124 237V238H123ZM146 237H147V235H146ZM222 237H224V236H222ZM245 237H246V235H245ZM75 238V239H74ZM90 238H87L88 239V243L89 242H91V240L89 241V239ZM109 238V239H108ZM128 238V239H127ZM130 238V239H129ZM135 238H136V240H138V241H136L135 240ZM240 238V239H239ZM242 238L245 240V242H246V244L247 243H249L248 245H245V242L244 241H242ZM44 239H45V241H44ZM65 240H66V238H64ZM84 239H86V238H83V240ZM122 239V240H121ZM156 239V240H157ZM165 239V240H164ZM167 239V240H166ZM28 240V239H27ZM99 240H101V241H99ZM107 240H109L108 242H107ZM129 240V241H128ZM195 240H197L196 238L194 239H192V241H194V243H196L197 241H195ZM20 241V242H19ZM29 241V240H28ZM95 241H94V245L96 244L95 243ZM114 241V242H113ZM121 241H122V243H121ZM125 241H128L129 242V244H128V242L126 243ZM225 240H223V242H224ZM21 242H23V244L21 243ZM45 242V243H44ZM77 242V243H76ZM166 242V243H165ZM222 242V251L223 252H225L226 251V249H228L227 247H226V243L224 242L223 243ZM80 243H82V241L80 240ZM79 243V245H81ZM87 243V244H88ZM91 243H93V242H91ZM124 243H126V245L124 244ZM242 243V244H241ZM27 244V245H26ZM44 244V245H43ZM45 244H47V245H45ZM84 244H86V242L84 241ZM122 244V245H121ZM128 244V245H127ZM130 244H131V246H130ZM133 244V245H132ZM137 244V243H136ZM164 244L165 245H167L168 247H164ZM24 245V246H23ZM50 245V246H49ZM76 245V246H77ZM92 247H91V249H92V254H91V257H96V259L98 258L99 259V256L97 257V255L96 254H100V250H97L99 247L98 246H96V247H98V248H93V246L94 245H92V244H90ZM124 245H125V247L126 248H124ZM196 245H197V243H196ZM242 245V246H241ZM244 245V246H243ZM14 246H15V248H17V247H19V248H17L18 250H15V248H14ZM17 246V247H16ZM111 246V247H110ZM115 246V247H114ZM163 246V247H162ZM225 246V247H224ZM21 247V248H20ZM23 247H27L28 249H26L27 251H25V249L23 248ZM100 247V248H101ZM106 247V248H105ZM108 247V248H107ZM119 247H121V248H119ZM122 247H123V249H122ZM196 247V246H195ZM230 247H232V246H229V248ZM244 249H243V248ZM254 247V246H253ZM8 248V249H7ZM22 248L24 249V250H22ZM43 248H45V249H43ZM116 248H117V250H116ZM133 248V249H132ZM135 248V249H134ZM162 248V249H161ZM197 248V247H196ZM242 248V249H241ZM11 249V250H10ZM47 249V250H46ZM94 249V250H93ZM132 249V250H131ZM151 249V248H150ZM159 249V250H158ZM246 249V250H245ZM21 250V251H20ZM49 250V251H48ZM109 250V251H108ZM124 250V251H123ZM233 250V249H232ZM232 250H228V251H232ZM6 251V252H5ZM12 251V252H11ZM22 251H23V253H22ZM24 251H25V253H24ZM31 251V252H30ZM45 251V252H44ZM100 251V252H99ZM106 251V253H104ZM120 251V252H119ZM151 251V250H150ZM245 251V252H244ZM250 251H252V250H250ZM15 252H18V253H15ZM98 252V253H97ZM112 252H113V254H112ZM122 252V253H121ZM129 252H131V253H129ZM134 252H136V254L134 253ZM152 252V251H151ZM154 252V251H153ZM152 252V253H153ZM108 253V254H107ZM133 253V254H132ZM110 254V255H109ZM111 254H112V256H111ZM119 254H120V256H119ZM5 257H4V256ZM11 255H12V257H11ZM49 255V254H48ZM96 255V256H95ZM126 255V256H125ZM131 255H133V256H131ZM135 255V256H134ZM159 255V256H158ZM16 256H17V258H16ZM36 256V257H35ZM113 256H115L117 259H118V257H120L121 258V262L120 261H118L116 258H114ZM239 256V257H240ZM48 257V256H47ZM155 257H152V260L154 259L155 260ZM249 257V258H248ZM9 258V259H8ZM119 258V259H120ZM129 258V259H128ZM151 258V257H150ZM160 258H163V256L162 257H160ZM241 258V257H240ZM241 258V259H242ZM14 259V260H13ZM95 258H93V260H94ZM107 259V260H108ZM7 260H9L8 262H7ZM151 260V261H152ZM153 260V261H154ZM156 260H159V258L158 259H156ZM180 260H182V258L180 259ZM251 260V259H250ZM250 260H249V263H250ZM111 261H113L114 263H112ZM118 261V262H117ZM161 261H162V263H161ZM161 261H157L158 263L157 264H159V263H161V264H163V263H165V262H163V260L161 259ZM156 262V261H155ZM188 262V261H187ZM124 263V264H125ZM149 263H152V262H150V259H149ZM247 263V262H246ZM132 264H134V262L132 263ZM166 264H168L167 262H166ZM190 264V263H189Z\"/></svg>",
	"mask_w": 264,
	"mask_h": 264
}]
</instances>
